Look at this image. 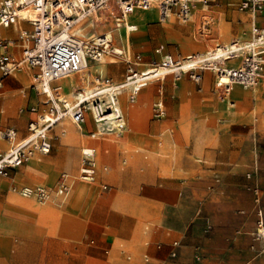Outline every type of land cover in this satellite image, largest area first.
I'll return each mask as SVG.
<instances>
[{
  "label": "crops",
  "instance_id": "0c3cea01",
  "mask_svg": "<svg viewBox=\"0 0 264 264\" xmlns=\"http://www.w3.org/2000/svg\"><path fill=\"white\" fill-rule=\"evenodd\" d=\"M217 1L218 0H214L211 7H214V4ZM135 12L148 13L149 11L136 10ZM155 18L157 19L158 23H161L159 21L158 15L153 17L152 19L149 16H144L141 18V20L143 21H141L140 23V28H145L146 37H144L138 44H134V53L142 56L144 65H148L151 62L156 61L155 59H148V53L152 50L154 45V42H151V36H155V33L159 31V27L150 25V23ZM190 24H195V22H191ZM254 24L261 25L260 28H264V7L255 15ZM128 25L136 26L138 29L139 23L137 21L128 19ZM249 26L250 24L246 26L242 25V27ZM17 27L19 31H17ZM17 27L0 30V38H11V35H3V30L8 31L11 29L14 34H17L21 30H24L22 23ZM168 28L174 30L173 27ZM112 31H122L123 33L127 32V35H131L128 33H135L137 30L135 32H128L125 27L116 29L114 26V30ZM165 32L167 33V29H165ZM233 41L221 43L217 46L230 44ZM211 48L214 47H208L206 50L201 52H190L185 56L190 54L205 53ZM123 49L129 48L123 47ZM158 50L159 49H154L156 53ZM1 53L3 52L1 51L0 54ZM9 54L16 59H20V57L17 56V52L11 48L9 50ZM238 63V61L232 60L229 61L227 65L230 67H234L237 66ZM31 70L35 79V75L37 72L34 69ZM97 70L102 71L104 76L110 78L107 75V65H105L104 63L101 65H91L92 74H95ZM207 74H210V76H207ZM206 76L207 85L210 87L213 86L212 89L208 90H214L216 93H219L215 86L216 77L212 72H205L203 74V80L200 83L201 85L194 83L188 77H184L177 83L174 82L172 77H168L164 82H161L163 84L162 87L157 92L155 90V99L157 97V94L163 96L165 91L166 97L169 99L168 102L175 101L177 103V106L175 110H172L171 114H169L167 121H163L166 118V116H164L162 119H159L157 122H155V124H153L152 126V130L155 131V143L152 142L153 145L150 148H147V150L155 152V166L152 165V168H145V174H139L140 168H138V166L136 165L133 166V172H131L132 176L135 177L137 183L139 182L142 184H147V192L150 195L155 196L154 198H151L155 200V228L151 232L149 228H146L145 232L143 233L140 222L135 221V219L132 217L133 211L131 207L121 204L118 206L119 209H113L108 202H102L101 207L108 211L109 227L117 231V234L109 235L104 243H99L100 247L107 249L106 255L111 251H114V253L118 254L122 251V248L134 243L135 246L133 247V249L137 254L146 252V257H152L153 261L150 264H191L194 260V255L196 254L197 250L203 257L202 264H264V256L257 254L251 249V246L254 244L253 234L256 230V207L254 204V196L251 188L258 186L261 190L264 191V134H262V132L260 131L264 129V120L263 123L261 122V118L264 119V112L261 109L257 110L254 102L253 104L255 106L253 108H249L247 111V113L251 112V114L253 115L252 120L255 124V127L260 129L259 131L255 130L253 141L247 150L240 151L236 148H232L227 150L225 154H218V150L215 152H210L206 156H209L208 158L210 160H212L214 156V163L202 164V161L200 159L197 160V157H199L203 153L205 147L209 144L214 143L216 140L217 144H220L221 123H227L229 119L242 116L246 119L247 123L249 122L248 124L250 125V129L252 128V125L250 124L251 122L250 120H248L249 118L245 116V113L243 112L245 111V108H243V110L238 113H233L234 108L231 106V109H233L232 113L229 112L231 116L221 118L218 117L212 124H209L206 118L199 115V111L205 113L210 112L215 115V113H219L220 105L219 109L214 111L206 108H199L193 113L189 111L188 106L191 105L190 95L193 96V91H196L198 87L200 90V86L205 88L204 80L206 79ZM11 77H13V75ZM11 77L5 80V86L2 90H0L1 124L3 123V121H7L9 119L7 111H15L17 106L22 102V100L17 96H8L6 87L16 86L15 84L19 86L28 85L26 83H23V80H21L17 76L16 78L14 77L13 79L9 80ZM123 80L113 81L122 82ZM168 80H171L172 85L168 83L165 86L164 84L165 82H168ZM56 85L60 86V83L58 82L56 83ZM262 85H264V83L261 84V86ZM149 86L143 90L145 91L149 89ZM261 86H259V88ZM85 87L86 81L83 88ZM77 89L78 88H76L75 90ZM257 89L249 90L252 92H245L244 90L237 89L232 94V100L235 102V104H237L236 99H238L241 103H243V107L244 103L252 102L249 101L251 99L263 101L262 99H264V89ZM237 91L243 93L239 98L237 97ZM143 92L140 96L138 95L139 98L137 97L138 101L136 102V104L139 102L137 105L129 104L130 102L128 99V93L122 94L120 101L125 118L126 115L130 117L132 113L133 118H135L138 114H143L148 111L151 97H145L144 99H142L141 96ZM24 93V91H21V94L24 95ZM6 97L9 99V101H11L8 105L6 104V100H8L6 99ZM39 102L41 103V101ZM156 102L157 101H155L154 103ZM36 106L38 107V105ZM39 109L43 111L41 107H39ZM260 113L263 115V117ZM15 114L17 117L10 119H14V121L16 122L22 117H20V115L17 114L16 111ZM32 116H35V114L31 113L30 117L32 118ZM166 122L172 127V131L168 129L165 131V133L170 132L172 134V139L174 142V164L171 177L161 179L160 173L163 170V161L158 158V155L161 154V149L156 138L159 137V134ZM67 123H71L77 128L71 127L69 128L70 130H68L65 125ZM16 125L17 123H13L12 127L8 128L15 129L19 134V131L16 129ZM58 127H60L59 135H55L54 131ZM55 129L52 131L53 146L54 141L59 140V144L61 138L63 136L64 138H62L63 140L61 145H55V155L50 160L46 161V163L53 165L55 174L53 175L51 171H47L48 164L41 165L43 168L42 170L48 174L49 181L52 180L53 177L55 179L58 170H68L65 167L68 164L69 157L63 146L67 145L68 141H71L74 147L77 139V134L84 139V142H82L83 146L80 148V158L78 160L79 167L77 173H68L73 177L79 175L82 160L81 151L84 147H94L97 150V164L112 162V152L119 150L117 153V160L115 162L117 164L120 154L126 147L123 146L125 145L126 140L129 138V136H127L124 140L111 139L122 138V135L119 137L109 136L107 138L99 139L91 138L89 134L95 131V125L91 116H89L88 123L85 128L81 129L71 121L66 120L59 124ZM134 135L140 142H151L149 140H146L147 138H145L144 140H140L142 137H140L139 133H134ZM251 136L252 132L251 130H249L243 134V139L249 140ZM239 139L240 138H238V141ZM133 144L142 147L138 143L133 142ZM5 145L6 143L0 139V146ZM77 150L79 149L77 148ZM40 156L42 155L35 156V159L32 162H39V158H41ZM116 164L107 165L116 166ZM27 165L28 163L15 170L12 173L11 178L1 181L0 193L6 194V197L5 199H0V214H2L3 217L11 220L12 222H15V225L9 230L8 233L0 232V253H4L7 250V247L10 245V243H12V237L21 231L20 226L23 225L26 227L25 231L27 230L26 232H24V234L26 235V238L24 239L25 244L30 247L35 243H40L41 248L44 250L45 254L41 259L37 261L30 260L26 264H61V262H59L60 255H63L65 253L69 254L67 252L69 248L71 249V258L69 259V264H76L81 260L80 255L82 252L81 247L77 244H79V242L83 239L85 228L87 226L92 205L95 202L97 192L94 188L95 195L90 197V203H88L90 208L88 209L89 212L81 240L67 241L59 235L58 224L60 218H62L60 217V215L66 211L65 209L69 202V198L63 204L59 198L55 197L53 199L54 203L57 202V207L63 209L61 211H56L51 207V204L49 203L45 205L39 204L40 208H48L49 210L33 211L39 213V215L33 214V216H35L34 220L30 221L16 216H10L5 212L4 207L7 205L8 195L11 193V185L33 186V181L37 180L39 182H42L47 177V175H43L34 169L30 170ZM75 165L72 166L68 171L75 170L78 163L76 166ZM243 166L246 168L244 177L242 174ZM108 172L110 171L108 170ZM62 173L65 172H61L59 174L58 180ZM248 174L252 175L251 179L247 178ZM102 176L105 179H102L100 181L110 180L106 179L109 177L106 172H103ZM154 181L155 191L152 186ZM84 184L86 183H82L81 181H75L73 183V201L81 198L84 194L87 193L86 187V191L84 190ZM100 184L103 192L109 190L110 186L108 184H106L105 182H101ZM37 186L45 185L38 184ZM104 186H107L108 189L105 190ZM12 204L14 205V207L27 210L37 208L35 202H33L32 199L24 201H13ZM262 208L264 210V199L262 201ZM40 216L43 218H41ZM52 218L58 219V224H56V226H52L51 228L46 227L47 224H45L44 222L47 223L49 219ZM34 221H39V225H33ZM208 223L212 226V230L210 233L206 234L205 229ZM147 237L151 238L154 241V244L151 246L150 242H146L145 247H143L141 245V242ZM99 240L102 241V234H99ZM174 242L180 243V247L178 248V257L176 259H172L170 257V254L173 250L172 245ZM90 244L94 245V241H91ZM256 246L257 248H260V244H256ZM96 252L97 250H93L90 253L92 255H95ZM106 260L107 259L104 258V261ZM126 260L132 261V256H128ZM138 264L145 263L140 262Z\"/></svg>",
  "mask_w": 264,
  "mask_h": 264
},
{
  "label": "built area",
  "instance_id": "2783aa9c",
  "mask_svg": "<svg viewBox=\"0 0 264 264\" xmlns=\"http://www.w3.org/2000/svg\"><path fill=\"white\" fill-rule=\"evenodd\" d=\"M214 0H0V29L9 28L20 19L22 13L29 14L32 25L30 36H21L26 44L22 57L16 59L9 54L13 41L0 38V90L5 80L19 71L23 66L36 70L34 90L44 97L47 109L32 107L35 114L28 125V135L18 140V133L13 128L2 126L0 137L9 141L8 150L0 149V189L1 181L9 179L12 173L24 166L37 155L47 156L53 147L52 131L62 122L69 120L79 128H85L91 116L95 131L90 133L93 139L108 135H121L127 128V121L121 109V93L127 92L131 104L137 101L139 93L151 83L164 82L172 77L177 83L188 77L200 84L206 71L216 77V89L221 96H228L235 86L255 90L262 78L264 68V28L254 27L252 38L248 41H233L219 45L205 53L190 54L182 58L165 55L159 61L144 65L139 54H130L124 50L118 52L113 48L112 33H93L85 25L86 21L109 6L116 10L114 24L116 29L125 27L128 32H135L136 26L128 25V17L136 10L149 11L153 7L158 11L161 23L172 19L187 23L191 19L195 4L210 6ZM264 0H241V11H260ZM162 48L157 53L162 52ZM111 55L122 58L128 68L122 82H114L111 78L97 70L89 73L86 87L78 88L70 98L63 94L61 86L56 85L60 79L82 74L88 70L89 64H103ZM236 60L238 65L230 67L229 61ZM154 117L165 116L163 102L154 108ZM79 175L76 177L62 173L56 190L46 186L11 185L10 190L24 197L33 198L45 205L55 197L62 204L70 197L75 181L93 183L96 180L97 150L84 147ZM252 178L251 174L247 175ZM107 190L108 187L104 186ZM254 196L256 230L253 234L252 251L264 256V210L262 201L264 191L258 186L251 188ZM212 226L208 223L205 233ZM256 244H260L257 248ZM170 254L172 259L178 257L179 242L173 243ZM203 257L197 250L191 264H202Z\"/></svg>",
  "mask_w": 264,
  "mask_h": 264
},
{
  "label": "rangeland",
  "instance_id": "374dc122",
  "mask_svg": "<svg viewBox=\"0 0 264 264\" xmlns=\"http://www.w3.org/2000/svg\"><path fill=\"white\" fill-rule=\"evenodd\" d=\"M240 1L241 0H218L214 7H211L212 4L209 6V11L207 13H203V8L201 5L198 6V9L195 11V17L192 20V18L187 23H179L177 20L172 19L171 21L161 24L158 23L157 19H153V21L150 23L152 26L159 27V31L155 33V36H151V42H154L152 50L148 53V59H155L156 61H159L161 57L171 54L174 58H182L186 54H189L190 52H201L206 50L208 47H216L218 44L221 43H227L233 40H246L250 36V32H252V29L254 27H260L261 25L254 24V18L258 11H241L240 10ZM116 10L113 6H109L103 11L99 12L98 14H102V17H105L102 20H96L93 18L86 21L85 25H88L90 30L93 31V33H108L112 32L114 30V16H115ZM113 14V15H112ZM149 16L151 19L155 16H157L156 13H140L136 16L137 21L139 23L138 31L135 33H132L129 37L132 43V47L128 49L131 54H134V44H138L144 37H146L145 28H140L141 18L144 16ZM211 16L213 18L214 24L208 25L205 28V22H201L202 18L205 16ZM107 16V17H106ZM173 22V23H172ZM191 22H195V24H190ZM172 23V24H171ZM201 23V24H200ZM23 28L29 32L32 33V25H30L28 22H23ZM250 24L249 27H242ZM168 27H173L174 30L169 29ZM165 29H167V32L171 31L173 32L172 35H168L165 32ZM11 34H10V32ZM122 32V31H121ZM120 32V33H121ZM247 32V35L244 36V34ZM249 32V33H248ZM123 33V32H122ZM166 33V35H165ZM209 33L208 35L203 36L202 34ZM3 35H11L9 38H4V40L13 41V44H11V49L15 50L17 52L18 57H22V50L23 46L26 44L25 39L20 38L19 32L17 34H14L13 31L10 29L8 31H2ZM119 34V33H115ZM114 38V34L112 35ZM166 36V38H165ZM244 36V37H243ZM243 37V38H241ZM167 39V40H166ZM240 39V40H239ZM124 45L120 41V35H116V41L113 44V48H123ZM163 49L161 53H156L154 49ZM111 57V58H110ZM109 58L114 61L113 64H107V75L115 80V81H121L125 78L126 72H127V64L122 58H118L114 55L109 56ZM23 67L21 71L27 70L31 73V76L33 75V72L28 69L29 67ZM106 67V66H105ZM15 73L13 74V77H11L9 80L19 77L21 80H23V77L19 75L21 73ZM91 71V68L89 72ZM210 76V74H207V76ZM207 76L204 80V87L200 86L197 88V90L193 91V96L191 97V102L188 106V109L191 113L197 111L199 108H206L210 110H218L220 105L219 113H213L210 112H202L199 111V115L206 118L209 122V124H212L216 121V119L219 117H228L231 116L229 114L233 112V109L231 107L229 108L227 104L223 103L221 99L225 98L224 96H221L219 93H216L214 90H208L212 89L213 86L207 85ZM66 80V79H65ZM186 80V79H185ZM184 81V80H182ZM23 83H26L28 85H22L19 86L15 84L16 86L6 87V91H8V96L15 97L17 96L22 100V102L17 106L15 111L17 114L20 115L19 120L16 122L14 119L10 118H16L15 111L9 110L7 111L8 120L3 121L2 126L4 127H12L13 123H17L16 129L19 131L18 134V140H21L25 138L28 134L27 127L31 121V119L35 118V116L30 117L31 115V107L38 105V107H41L43 111H45L47 108L42 105L44 103V97L40 96L36 93L34 88L32 87L35 84L34 75L31 77V79L28 81L30 84L24 80ZM82 82V81H81ZM172 85L171 80H168V82H165L166 84ZM264 83V80L261 84ZM193 84V83H192ZM260 84V86H261ZM60 85L63 86L64 94L69 98L76 90V88H83L85 84H81L78 82H75L73 85V88H67L63 82H60ZM162 83L155 81L150 84L149 89L145 90L141 96L142 99L145 97H151L150 103H149V109L146 113L138 114L137 117L132 118L126 115V121H127V128L123 134H121L123 137L116 139L111 138L114 140H124L127 136L129 138L126 140V143L123 147H125L120 154L118 158L117 164L115 163L117 160V153L119 150L112 152L113 155V161L108 163H102L98 164V177L94 184L88 185L84 184L87 188V193L84 194L81 198L76 199L73 201V191L69 197V202L66 206V211L63 212L59 220L52 218L49 219V221L45 224H47L46 227L51 228L52 226H56L58 224L59 229V235L64 238L67 241H80L84 232V226L86 223V219L88 216V209L90 208L88 203H90V197L95 195V190L97 192V195L95 197V202L92 205V209L90 212V216L88 219L87 226L85 228V233L83 236V239L79 242V245L82 249L81 255H80V261L76 264H138L140 262L145 264H150L153 259L152 257H146V252H143L142 254H137L133 247L135 244H130L129 246H125L122 248V251L118 254L114 253V251L109 252V254L106 255V250L102 247H100V242L104 243L106 238L109 235H115L117 234V231L113 228H110L108 225L109 217H108V211L101 207V203L106 201L111 205V208L113 209H119V205H128V207H131L133 211L132 217L135 219V221L140 222L142 232L144 233L146 228H149L150 232L155 228V200L151 199L155 196L150 195L147 191V184L137 183L135 177L132 176L131 172L133 166H138L139 174H145L144 170L145 168H152V165L155 166V152L147 150V148H150L155 143V131L152 130L153 124L157 122L159 119H156L154 117V110L152 109V105L155 101H161L164 104L165 109V116L166 118L163 121H167L169 114H171L172 110H175L177 103L175 101L168 102V98L166 97V92L164 91V95H156L155 99V90L156 92L162 87ZM194 85V84H193ZM201 85V84H200ZM213 85V84H212ZM195 87V86H194ZM17 89V90H15ZM153 89V90H151ZM264 89V85H262L260 88L258 87L257 90ZM21 91H24V95L21 94ZM245 92H252V91H245ZM6 99H8L6 97ZM141 99V100H142ZM140 100V101H141ZM263 101H258L257 99H251L249 103H241L238 99H236V107L234 108L233 113H238L245 108V116H247L250 120V124L252 125V128L250 129V125L247 123L246 119L242 116L235 117L232 119H229L228 122L221 123L220 128V144H217V140L209 144L205 147L203 153L197 157V160H201L202 164L205 163H214V156L212 160H210L206 155L210 152H215L218 150V154H225V152L229 149L236 148L237 150L244 151L247 150L254 138V132L255 130H260L259 128L255 127V124L252 120V114L251 112L247 113L249 108H253L256 105V109H261L264 112V99ZM41 101V103L39 102ZM9 99L6 100V104H9ZM255 103V105L253 104ZM139 103V102H138ZM137 103V104H138ZM220 103V104H219ZM136 104V105H137ZM225 104V105H224ZM230 110V111H229ZM261 114V113H260ZM27 116V117H26ZM263 117V115L261 114ZM263 118H261V122L263 123ZM68 130L71 127H76L72 125L71 123L65 124ZM23 126V127H22ZM21 127V128H20ZM59 128L55 129L54 133L55 135H59ZM77 128V127H76ZM170 129L172 131V127L166 122L159 134V137L156 138L158 145L161 149V154L158 155V158L162 160V168L163 170L160 173V178L164 179L167 177H171L172 169H173V151H174V142L172 139V134L170 132L165 133L166 130ZM262 129V128H261ZM251 130L252 136L249 140L243 139V134L247 131ZM134 131V132H133ZM262 134H264V129L260 130ZM134 133H139L140 137H142L140 140H149L151 142L143 141L140 142L138 139H136V136ZM63 138V137H62ZM60 140L59 144L58 141H54V146L51 151V153L48 156H40L41 158L39 162H29L28 168L30 170L34 169L38 171L39 173L43 175H47L46 179L42 182H39L37 180L33 181V186H37L38 184H43L45 186H50L51 189L56 190L58 186V176L61 172L70 173V174H76L78 167H79V158H80V148L83 146L84 139L81 138L77 134V139L75 142V145L73 147L71 141H68L67 145H64L67 155L69 157L68 164L65 168L70 170L72 166L75 164L77 167L73 171L68 170H58L55 179L53 177L52 180L49 181V176L45 171H43L42 166L43 164H48V170L55 174L53 165L46 163V161L50 160L56 152V146H59L62 144V139ZM238 138L239 141H238ZM226 141H225V140ZM138 143L139 145L133 144ZM177 142V141H176ZM82 143V144H81ZM79 144V146H78ZM127 144V145H126ZM77 148L79 150H77ZM79 152V155H78ZM225 156V155H224ZM101 160V157H100ZM77 161V163H76ZM107 164H116V166H110ZM165 164V165H163ZM40 165V166H38ZM75 165V166H76ZM107 165V166H106ZM140 165V166H139ZM144 167V169H143ZM74 168V167H73ZM108 168V169H107ZM137 168V169H138ZM108 174V178L110 179L107 181H100L103 178L102 174L105 172ZM146 169V171H147ZM108 170L112 173L108 172ZM46 171V172H47ZM246 168L242 167V174L243 177L245 176ZM138 174V175H139ZM155 178V177H154ZM42 180V179H41ZM55 180V181H54ZM101 182H105L110 186L108 191L103 192L101 189ZM154 191H155V181L152 184ZM95 188V190H94ZM10 194L7 197V205L4 207L5 212L9 214L10 216H16L25 220H34L33 214L39 215L37 212L33 211H42V210H49L48 208H40L39 203L35 200L37 208L27 210L22 208L14 207L12 204L13 201H24L28 200L23 197H20L19 195L13 193L10 190ZM6 194L0 193V199H5ZM30 200V199H29ZM49 204H51V207L54 208L56 211H61L63 209H60L57 207V202L54 203V200L50 201ZM41 217V216H40ZM43 218V217H41ZM39 222V221H38ZM34 221L33 225H39V223ZM15 225V222H12L11 220L5 218L0 214V232L1 233H8L9 230ZM21 231L14 235L12 237V243L7 247V250L4 253H0V264H26L28 261H37L41 259L45 254L44 250L41 248L40 243H35L31 245L30 247L25 244L24 239L26 238V235L24 234L26 227L21 225ZM99 234H102V241L99 240ZM94 241V245H91L90 242ZM150 242L151 246L154 244V241L151 238H145L141 245L145 247V243ZM70 248L67 250L69 254H61L59 262L61 264H69V259L71 258ZM93 250H97L96 254L92 255L90 252ZM132 256V261H127V257ZM104 258L107 259L104 261ZM163 264V263H159Z\"/></svg>",
  "mask_w": 264,
  "mask_h": 264
},
{
  "label": "bare ground",
  "instance_id": "6f19581e",
  "mask_svg": "<svg viewBox=\"0 0 264 264\" xmlns=\"http://www.w3.org/2000/svg\"><path fill=\"white\" fill-rule=\"evenodd\" d=\"M199 5H201V4H195V6H193V8H192V15H191V18H192V20L194 19V17H195V11L198 9V6ZM202 6V8H203V12L204 13H207L208 11H209V6H205V5H201ZM148 13H156L157 15H158V11L153 7L152 9H150L149 10V12ZM138 14H140V13H137V12H134L133 14H131L129 17H128V19L129 20H133V21H135V19H137L136 18V16L138 15ZM113 15V14H112ZM103 15L101 14H97V15H95L94 16V19H95V21L96 20H102V19H104L105 17H102ZM146 16V15H145ZM107 17V16H106ZM146 18V17H145ZM148 18V17H147ZM24 20H29V14H27L26 12H24V13H22L21 14V16H20V19L19 20H17L14 24H13V26H10L9 28H12V27H17V26H19L21 23H23V22H25ZM150 20V19H149ZM141 21H143V20H141ZM201 22H205L206 24H205V28H206V26H208V25H213L214 24V21H213V18L211 17V16H208V15H205L203 18H202V21ZM201 24V23H200ZM9 28H5V27H2L0 30H2V29H9ZM138 28H139V26H138ZM17 31H19L18 30V27H17ZM137 31H138V29H137ZM136 31V32H137ZM252 31H253V29H252ZM111 32V31H110ZM112 33V35L114 34L115 36H114V42L116 41V35H120V41H121V43L124 45V47L125 48H131L132 46H131V40H130V35H127L126 33H120V32H111ZM115 33H119V34H115ZM249 33V32H248ZM128 34H132V33H128ZM167 34L168 35H172L173 34V32H171V31H169V32H167ZM209 33H204V34H202L203 36H205V35H208ZM26 36V37H28V36H30V33L29 32H27L25 29L24 30H21L20 32H19V36L21 37V36ZM247 35V33H245L244 34V36H246ZM243 36V37H244ZM243 37H241V38H243ZM252 37V32H250V36H249V38L248 39H246V40H243V41H247V40H249L250 38ZM112 38H113V36H112ZM114 44V43H113ZM118 52H123L124 50H126V51H129L128 49H123V48H115ZM0 52H1V49H0ZM130 52V51H129ZM131 54V53H130ZM132 55V54H131ZM111 58V57H110ZM109 57H107L106 59H105V61H104V64L105 65H107V64H113L114 63V61H112L111 59H110ZM233 61H236V60H233ZM23 67H25V66H23ZM22 67V68H23ZM21 68V69H22ZM27 68V67H26ZM90 68H91V66H90V64H89V67H88V70L85 72V73H82V74H73V75H69V76H66V77H64V78H62V79H60L59 80V83L62 81L63 82V84H65L66 86H67V88H73V85H74V83L75 82H78V83H80V85L81 84H85V80H86V78L88 77V75H89V73L91 72H89V70H90ZM21 69L19 70V71H17V73H19L20 71H21ZM28 69H30V68H28ZM31 70V69H30ZM32 71V70H31ZM207 72H209V71H206V73ZM16 73V74H17ZM19 75H21V77H23V80H24V82H28L30 79H31V73L30 72H28L27 70H25V71H21V73L19 74ZM66 79V80H65ZM35 80V79H34ZM263 80H264V68H263V74H262V78H261V80H260V82H259V84H258V86H257V88L260 86V84L263 82ZM82 81V82H81ZM29 84H30V82H28ZM61 86V88H62V90H63V92H64V89H63V86L62 85H60ZM256 88V89H257ZM237 89H241V90H244V91H249L248 89H245V88H243V87H235L234 88V90L228 95V96H226L225 98H223V99H221V101L223 102V103H225V104H227L228 105V107H233V108H235V106H236V104H235V102L232 100V94L234 93V91L235 90H237ZM255 89V90H256ZM144 91V90H143ZM143 91H141L140 93H139V96L141 95V93L143 92ZM237 93V97L239 98L243 93H241L240 91H237L236 92ZM64 94V93H63ZM122 94H127V92H123V93H121V96H122ZM65 95V94H64ZM66 96V95H65ZM72 96V95H71ZM121 96H120V98H121ZM139 96H138V98H139ZM67 97V96H66ZM259 97V96H258ZM245 98V97H244ZM247 99V98H246ZM244 100V99H243ZM137 101H138V99H137ZM136 101V102H137ZM136 102L134 103V104H131V103H129V104H131V105H135L136 104ZM159 103H161V101H157L156 103H154V105H153V108L152 109H154ZM120 105H121V101H120ZM128 106V105H127ZM121 109H122V107H121ZM123 111V110H122ZM127 111V110H126ZM124 113V112H123ZM130 117H132L133 118V113L131 114V116ZM109 136H115V137H119V136H121V135H119V136H117V135H108V136H105V137H103V138H107V137H109ZM63 138H64V136H63ZM0 139L1 140H3L5 143H6V145L5 146H0V149H2V150H8L9 148H10V146H11V143L9 142V141H7V140H5V139H3V138H1L0 137ZM63 156V155H62ZM35 157H33V158H31L30 160H29V162H31L33 159H34ZM64 161V160H63ZM28 162V163H29ZM62 162V161H61ZM65 162H66V160H65ZM59 164H60V162H59ZM61 166V165H60ZM105 172H106V169L104 170ZM97 177H98V164H97V170H96V180H97ZM96 180H95V182H96ZM95 182H93V183H86V184H94ZM83 183V182H82ZM47 187H49V188H51L50 186H47ZM74 187V186H73ZM84 187V190L86 191V189H85V187L86 186H83ZM73 190V189H72ZM76 192V191H75ZM88 192V191H87ZM14 193V192H13ZM16 194V193H15ZM17 195H19V194H17ZM20 197H23V198H25V199H32V200H34L33 198H28V197H24V196H21V195H19ZM35 201V200H34Z\"/></svg>",
  "mask_w": 264,
  "mask_h": 264
}]
</instances>
